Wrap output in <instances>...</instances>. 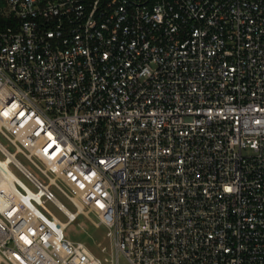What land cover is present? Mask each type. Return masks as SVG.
Here are the masks:
<instances>
[{"label":"built area","instance_id":"2783aa9c","mask_svg":"<svg viewBox=\"0 0 264 264\" xmlns=\"http://www.w3.org/2000/svg\"><path fill=\"white\" fill-rule=\"evenodd\" d=\"M0 10V263L264 264V0Z\"/></svg>","mask_w":264,"mask_h":264},{"label":"rangeland","instance_id":"374dc122","mask_svg":"<svg viewBox=\"0 0 264 264\" xmlns=\"http://www.w3.org/2000/svg\"><path fill=\"white\" fill-rule=\"evenodd\" d=\"M0 141L9 149L11 150L13 149L10 143L1 134H0ZM0 157H3L1 153H0ZM17 157L33 173H35L36 175L38 174L35 167L30 162H28L22 155L19 154L17 155ZM11 167L22 180H24L27 184L31 186V183L19 170H17L13 165H11ZM54 192L57 195V197L61 201H63L67 205V207H69V209H73L72 205L57 190L54 189ZM47 205L62 221H65L67 219L66 216L60 210H58L51 202H48ZM65 234L71 240L82 241L97 255L110 256L111 251L109 249L110 248L109 240L106 238V229L104 226H99V227L96 226L95 218L93 215L90 216L89 218L83 215L79 216V219L77 221H74V223H71L65 229ZM104 245L108 246L107 254L101 252V248ZM0 264H5V263L1 262ZM113 264H132V263L125 256L119 255L118 259L117 260L115 259Z\"/></svg>","mask_w":264,"mask_h":264},{"label":"trees","instance_id":"16d2710c","mask_svg":"<svg viewBox=\"0 0 264 264\" xmlns=\"http://www.w3.org/2000/svg\"><path fill=\"white\" fill-rule=\"evenodd\" d=\"M1 12V10H0ZM6 17H4L1 13H0V26L4 25V23L6 22Z\"/></svg>","mask_w":264,"mask_h":264},{"label":"bare ground","instance_id":"6f19581e","mask_svg":"<svg viewBox=\"0 0 264 264\" xmlns=\"http://www.w3.org/2000/svg\"><path fill=\"white\" fill-rule=\"evenodd\" d=\"M69 213H71L68 209H66Z\"/></svg>","mask_w":264,"mask_h":264}]
</instances>
